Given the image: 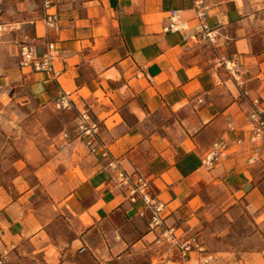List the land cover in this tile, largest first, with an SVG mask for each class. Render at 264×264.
<instances>
[{
	"label": "crops",
	"instance_id": "1",
	"mask_svg": "<svg viewBox=\"0 0 264 264\" xmlns=\"http://www.w3.org/2000/svg\"><path fill=\"white\" fill-rule=\"evenodd\" d=\"M196 1L214 43L163 30L171 10L193 30ZM53 2L56 28L45 27L39 0L17 2L24 44L54 51L53 71L20 60L0 71V250L9 264L155 261L157 231L140 217L144 203L129 201L122 173L150 183L168 226L201 236L203 217L242 205L264 242V141L249 162L250 115L264 114V0ZM220 58L241 66L239 83ZM64 93L72 106L57 110ZM81 114L97 123L95 135L81 129ZM218 140L229 154L207 170L202 155ZM263 251L236 262L215 255L216 264H260Z\"/></svg>",
	"mask_w": 264,
	"mask_h": 264
},
{
	"label": "built area",
	"instance_id": "2",
	"mask_svg": "<svg viewBox=\"0 0 264 264\" xmlns=\"http://www.w3.org/2000/svg\"><path fill=\"white\" fill-rule=\"evenodd\" d=\"M44 14L42 21L47 28H56L58 16L50 11L53 7V0H39ZM198 6V25L189 29L187 23L180 17L179 10H171L169 13V23L164 27L165 33H183V39L188 40L192 36H200L202 40L214 43L215 35L213 30L203 21V11L199 8L200 2H195ZM7 25H0V31L5 30ZM12 27V26H11ZM11 29H14L13 27ZM18 29V27H16ZM57 59V54L51 49L41 55H37L34 46L23 44L20 48V66L33 71L52 72L53 64ZM219 67H222L236 82L239 83L240 65L224 58L218 60ZM72 101L68 94H62L55 101L57 110L69 109ZM252 123L250 143L255 147L254 156L249 158V162L256 160L259 153V146L264 141V114L256 110L251 113ZM81 129L91 135L96 134L97 123L90 122L86 115L81 114ZM237 145L242 144V139L235 140ZM230 146L223 140L215 141L209 149L202 155L201 165L207 170H211L221 160L229 154ZM121 181L129 188L128 199L131 203L141 201L144 209L140 212V217H148V228L156 232L155 252L158 258L151 264H216V256L206 246L203 238L197 232L181 231L178 227L168 226L164 217L165 204L153 196L150 192V183L142 176H130L122 173ZM9 250H0V264H9ZM264 264V251L262 261Z\"/></svg>",
	"mask_w": 264,
	"mask_h": 264
},
{
	"label": "rangeland",
	"instance_id": "3",
	"mask_svg": "<svg viewBox=\"0 0 264 264\" xmlns=\"http://www.w3.org/2000/svg\"><path fill=\"white\" fill-rule=\"evenodd\" d=\"M18 1L21 0H0V25H7L5 30L0 31V71L19 63L20 48L24 42H28L25 30L28 19L24 16L26 6L17 3ZM11 26L14 29H11ZM12 45L15 47L11 48ZM216 211L217 213L213 215L203 217L204 224L197 230L208 249L216 253L218 258L236 262L248 253L261 250L264 242L260 237L251 235L254 231L253 218L244 206H237L233 213L226 215L225 218H222V213L218 214V210H213ZM228 211L219 210L224 213Z\"/></svg>",
	"mask_w": 264,
	"mask_h": 264
}]
</instances>
